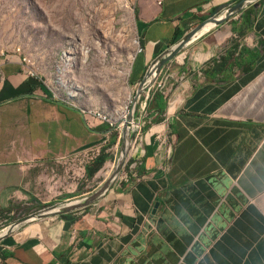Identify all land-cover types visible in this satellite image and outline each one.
<instances>
[{
  "label": "crops",
  "instance_id": "0c3cea01",
  "mask_svg": "<svg viewBox=\"0 0 264 264\" xmlns=\"http://www.w3.org/2000/svg\"><path fill=\"white\" fill-rule=\"evenodd\" d=\"M238 1L133 0L132 87L177 34ZM180 56L156 81L162 114L155 102L137 114L126 178L66 219L6 235L0 264H264V0ZM0 69V210L17 197H87L53 191L47 173L57 158L105 144L111 128L48 97L20 56L0 58Z\"/></svg>",
  "mask_w": 264,
  "mask_h": 264
},
{
  "label": "rangeland",
  "instance_id": "374dc122",
  "mask_svg": "<svg viewBox=\"0 0 264 264\" xmlns=\"http://www.w3.org/2000/svg\"><path fill=\"white\" fill-rule=\"evenodd\" d=\"M139 49L133 0H0V57L20 56L23 68L41 79L39 83L48 97L73 105L87 115L96 114L106 120L97 121L108 126H114L130 105L136 87L129 79ZM69 50L73 67L64 68L61 59ZM69 85L79 87L75 98L68 97ZM113 133L116 136H109L102 144L103 148L110 143L106 149L110 159L92 179L87 178L86 171L77 177L72 170L66 174L59 167L47 173L52 190H79L86 196L98 190L120 160L121 127ZM135 144L134 139L113 186L126 178ZM80 198L83 197H17L0 210V234L20 220Z\"/></svg>",
  "mask_w": 264,
  "mask_h": 264
},
{
  "label": "water",
  "instance_id": "95a60500",
  "mask_svg": "<svg viewBox=\"0 0 264 264\" xmlns=\"http://www.w3.org/2000/svg\"><path fill=\"white\" fill-rule=\"evenodd\" d=\"M258 1L260 0H239L233 5L226 3L218 6L212 13H210V15H208L205 20L188 31L178 42H176L168 50H166L154 60V62L147 69V72L145 73L143 79L138 84V87L134 91L132 98L129 100L130 105L129 107H127L125 116L123 118H120L110 129V132H113L117 127H121L122 144L120 147V160L114 172L108 177V179L98 190L88 195L87 197L82 198L81 200L67 203L63 206L44 211L37 215L29 216L12 224L7 228L6 231H4L0 235V241L6 235L12 233L14 230L31 224L35 221L56 218L88 208L97 200H99L103 195H105L111 189L113 183L124 167L126 159L131 150V145L133 144L135 139V131L140 127V120L137 117L138 101L140 100L141 96L155 84L161 70L167 64L176 60L189 44L200 38L205 32L222 25L225 21L234 17L246 7ZM206 26H209V28L206 31H203Z\"/></svg>",
  "mask_w": 264,
  "mask_h": 264
},
{
  "label": "built area",
  "instance_id": "2783aa9c",
  "mask_svg": "<svg viewBox=\"0 0 264 264\" xmlns=\"http://www.w3.org/2000/svg\"><path fill=\"white\" fill-rule=\"evenodd\" d=\"M6 58L7 56L1 55L0 58ZM23 67V65H22ZM26 75L30 78H36L38 81H41V79L38 78V76L32 72L31 70H25ZM3 79V74L0 69V80ZM155 84L143 95V100L141 102L138 101V108H137V114L140 117V119H145L147 117V105L150 102L152 95L155 93V89H159L161 87L160 84L156 85ZM94 119H99L101 121H106L103 118L98 117L96 114H91ZM108 123V122H107ZM110 128L113 126V124L109 123ZM140 127L136 130L139 131ZM135 141H136V136H135ZM102 150V146L100 145H95L87 149H82L80 151H77L71 155H68L66 157H60L57 158L54 161V164L56 167H61L63 171L65 170V173L68 174V171H71L72 175H75L79 177L84 174L86 171L87 167L94 162V160L100 155Z\"/></svg>",
  "mask_w": 264,
  "mask_h": 264
},
{
  "label": "trees",
  "instance_id": "16d2710c",
  "mask_svg": "<svg viewBox=\"0 0 264 264\" xmlns=\"http://www.w3.org/2000/svg\"><path fill=\"white\" fill-rule=\"evenodd\" d=\"M205 19H202V21ZM183 33H180L179 35L177 34L171 41V45L175 44L177 41H179V39L182 37ZM40 88L42 89V86L40 84ZM155 102V107L157 109L158 114H162L165 105H166V97L165 94L160 92L159 90H157L153 95L152 98L150 100V102L147 105V112L149 110L150 104ZM159 120V119H158ZM114 132V131H113ZM111 132L110 136H116V133ZM112 144V143H111ZM108 146H110V143L103 147L101 150L100 155L94 160L93 163H91L90 167H87L86 169V176L89 179H92L103 167V165L105 164V162L107 160L110 159V155L106 152V149L108 148ZM133 162V160H129V162L127 163V169L129 168V165ZM71 214H67V215H62L59 218L61 219H66L68 217H70Z\"/></svg>",
  "mask_w": 264,
  "mask_h": 264
},
{
  "label": "bare ground",
  "instance_id": "6f19581e",
  "mask_svg": "<svg viewBox=\"0 0 264 264\" xmlns=\"http://www.w3.org/2000/svg\"><path fill=\"white\" fill-rule=\"evenodd\" d=\"M209 28V26H206L204 29H203V31H206L207 29ZM72 56H73V54L71 53V51L69 50V51H67V52H65L64 54H63V56H62V59H61V62H62V65H63V67L64 68H67L69 65H71V62H72V60H73V58H72ZM132 56H130L129 57V59L130 60H132ZM71 67H73L72 65H71ZM62 71L60 70L59 71V74H61L62 75ZM59 79V78H58ZM58 82L61 84V80H58ZM68 89H69V91H68V97L70 98V99H72V98H75L76 96H77V93L75 92V91H77V90H79V87L77 86V85H69L68 86ZM125 116V115H124ZM123 116V117H124ZM98 117H100V116H98ZM123 117H121V118H123ZM101 118V117H100ZM104 119V118H103ZM120 119V118H119ZM115 120V119H114ZM109 170V169H108ZM110 174H111V172L109 173H107V176H110ZM105 176V175H104Z\"/></svg>",
  "mask_w": 264,
  "mask_h": 264
}]
</instances>
